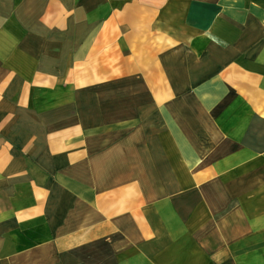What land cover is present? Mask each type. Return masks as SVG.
<instances>
[{"label":"crops","instance_id":"crops-1","mask_svg":"<svg viewBox=\"0 0 264 264\" xmlns=\"http://www.w3.org/2000/svg\"><path fill=\"white\" fill-rule=\"evenodd\" d=\"M0 264H264V0H0Z\"/></svg>","mask_w":264,"mask_h":264}]
</instances>
